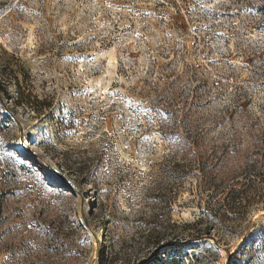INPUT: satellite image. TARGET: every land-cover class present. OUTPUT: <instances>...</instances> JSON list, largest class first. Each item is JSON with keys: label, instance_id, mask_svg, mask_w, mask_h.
Here are the masks:
<instances>
[{"label": "rangeland", "instance_id": "1", "mask_svg": "<svg viewBox=\"0 0 264 264\" xmlns=\"http://www.w3.org/2000/svg\"><path fill=\"white\" fill-rule=\"evenodd\" d=\"M192 126L226 168L253 153L264 0H0V264L166 260L204 212L164 172ZM229 215L183 264H264V203Z\"/></svg>", "mask_w": 264, "mask_h": 264}, {"label": "trees", "instance_id": "2", "mask_svg": "<svg viewBox=\"0 0 264 264\" xmlns=\"http://www.w3.org/2000/svg\"><path fill=\"white\" fill-rule=\"evenodd\" d=\"M208 131L206 128L197 129L192 126L185 136H181L179 131L176 133L179 136L180 144L175 150H172V154L166 163L167 166L164 168V172H169L170 176L175 179V183L169 192L176 197L177 191L185 179L191 176L200 178L201 181L197 190H199L198 196L204 212L194 223L185 225L187 229L192 231L189 232L191 233L189 239L183 241V236L177 235L167 244L158 246V249L160 248V251L168 257L163 261L158 257L155 264H183V256H188V253L185 252L187 247L194 245L195 241L205 238L215 241L220 237L219 232L214 231L212 233L210 230H215V226L230 220L229 213H242L251 202L264 203V189L252 188V183H256L258 180L264 182V128L259 130L257 135H254L255 148L253 153L246 157V163L242 166H233V168H226L227 164L230 163L228 162L229 151L227 149L219 152L218 148L207 149L203 147ZM234 136L235 141L232 142H237L242 137L241 134L238 135L237 131ZM246 136L253 138V134L251 136L249 132L246 133ZM236 167H238L237 170ZM221 172H246L250 184L245 189L237 188L234 184L237 177L234 175L227 177ZM157 196L162 203L167 202L166 196L168 195L166 193L161 195L159 192ZM173 196H170L171 199L168 198L170 203L174 199ZM203 223H208L204 229L201 227ZM104 240L105 236H103L102 243ZM190 249H192V253H195L197 248L191 247ZM189 264H194L192 258L189 260ZM198 264L204 263L198 261Z\"/></svg>", "mask_w": 264, "mask_h": 264}]
</instances>
